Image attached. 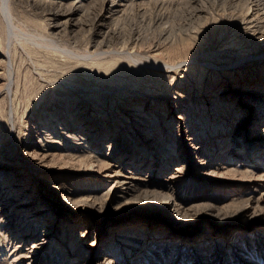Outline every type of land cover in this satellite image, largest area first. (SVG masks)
<instances>
[{
	"label": "rangeland",
	"instance_id": "374dc122",
	"mask_svg": "<svg viewBox=\"0 0 264 264\" xmlns=\"http://www.w3.org/2000/svg\"><path fill=\"white\" fill-rule=\"evenodd\" d=\"M54 1L0 0V264H264V4Z\"/></svg>",
	"mask_w": 264,
	"mask_h": 264
},
{
	"label": "bare ground",
	"instance_id": "6f19581e",
	"mask_svg": "<svg viewBox=\"0 0 264 264\" xmlns=\"http://www.w3.org/2000/svg\"><path fill=\"white\" fill-rule=\"evenodd\" d=\"M27 1H29V0H25V2H27ZM251 2H254L255 3V5H258V4H260V5H262V4H264V0H250ZM6 2V1H5ZM31 2H33V3H38V4H40V5H42V6H44V5H52L51 7H53V6H55V4H57V2L58 1H54V0H31ZM116 1L115 0H113L112 1V3L111 4H109V5H107V4H104V0H102L101 1V3H102V5H101V7H102V9H101V12L98 14V16H100V17H104V16H111V15H114V14H116V12L117 11H119L118 10V6H116V5H113L114 3H115ZM119 5H121V4H119ZM6 6V5H5ZM78 7H80V4H78V1H76V0H74V1H72L69 5H68V7L67 8H65V10H63V11H58V9L56 10V11H54V12H52L51 13V16H54L56 19H58V14L59 13H61L62 15H65V14H69V13H71L70 11H72V10H74V9H77ZM259 7V6H258ZM120 8V7H119ZM257 9V8H256ZM7 10L8 9H5L4 10V15L5 16H8V15H10V14H8L7 15ZM9 13V12H8ZM57 16V17H56ZM69 16V15H68ZM67 16V17H68ZM53 17V18H54ZM65 17V16H64ZM7 19H8V17H6ZM5 18V19H6ZM10 16H9V21H10ZM7 22H8V20H6ZM56 21V20H55ZM57 21H59V20H57ZM9 23V22H8ZM57 23V22H56ZM56 25H58V24H56ZM66 25V24H65ZM60 27V26H59ZM104 38V37H103ZM102 38V39H103ZM251 92H257V91H251ZM264 93V92H263ZM79 154V153H78ZM73 155V154H71L70 156H72V157H77L76 158V160H81V161H86L87 160V158H88V156H89V154H87V155H82L81 157H80V155ZM79 156V157H78ZM70 158V157H69ZM75 159V158H74ZM91 159V158H90ZM97 159H95V161H96ZM80 162V161H79ZM89 162H91V161H89ZM97 162L99 163V160H97ZM100 164V163H99ZM115 174H111L110 176H114ZM130 176V175H129ZM99 183L101 182L100 180L98 181ZM131 184V181H128V180H126V179H122V180H120L119 182L118 181H116L112 186H114L115 187V190L116 191H120V194H125L126 192H129V190L131 189V186H132V184ZM152 193L153 194H159L160 192L158 191H152ZM119 194V193H118ZM150 194V193H149ZM162 194V193H161ZM128 195V194H127ZM123 196V195H122ZM162 196H163V194H162ZM167 196V195H166ZM173 197V196H172ZM171 197V198H172ZM125 198V197H124ZM166 198V197H165ZM170 205H172V201H171V203H170ZM174 209H176V208H174ZM177 210H179V209H177ZM41 235H43V237H45V236H47V235H49V232H45V233H42ZM32 246L33 247H36V245L35 244H32Z\"/></svg>",
	"mask_w": 264,
	"mask_h": 264
}]
</instances>
